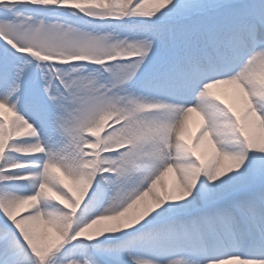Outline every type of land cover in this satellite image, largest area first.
<instances>
[{
  "label": "snow or ice",
  "instance_id": "1",
  "mask_svg": "<svg viewBox=\"0 0 264 264\" xmlns=\"http://www.w3.org/2000/svg\"><path fill=\"white\" fill-rule=\"evenodd\" d=\"M0 264H264V0H0Z\"/></svg>",
  "mask_w": 264,
  "mask_h": 264
},
{
  "label": "rangeland",
  "instance_id": "2",
  "mask_svg": "<svg viewBox=\"0 0 264 264\" xmlns=\"http://www.w3.org/2000/svg\"><path fill=\"white\" fill-rule=\"evenodd\" d=\"M190 131L192 132L193 135L196 134L197 129L194 123L190 124Z\"/></svg>",
  "mask_w": 264,
  "mask_h": 264
}]
</instances>
